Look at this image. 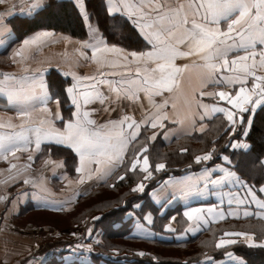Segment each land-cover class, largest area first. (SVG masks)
Masks as SVG:
<instances>
[{
	"label": "crops",
	"instance_id": "1",
	"mask_svg": "<svg viewBox=\"0 0 264 264\" xmlns=\"http://www.w3.org/2000/svg\"><path fill=\"white\" fill-rule=\"evenodd\" d=\"M104 2L106 3V0H104ZM169 2L173 4L179 2L186 3L187 0H169ZM21 7H24V5L20 6V8ZM3 19L4 16L0 17V25H2V27H0V36H4L8 32L11 33V36L5 44L0 45V88L6 90L5 92H0V124L4 125V127H0V135L20 132L21 124H24L25 127L40 126L39 121L41 119H48L51 126L57 129H63V122L53 118L56 111L55 100L59 98V90L52 87L49 83L48 75L51 71L55 72L58 78L63 81L60 85V90H62L63 96L66 99L65 108L67 107L68 112L66 115L63 114L61 104L59 111L64 122H67L71 118V113L75 110L64 93L66 87L73 83L72 77L69 75L65 78L63 75L64 72L76 73L78 76H96L100 79V71H103L105 73L104 79L117 82L113 86L122 89L128 88L127 84L119 83L122 78L125 81L137 79L135 75L136 64H129V61L123 59L124 54L131 51L118 44L107 42L99 33L95 36L97 38H102L108 47L115 46L123 50L119 54L111 52L97 53L98 58L103 62L102 64H98L91 59V49H84L82 47V44L85 42H94L93 36H88L87 39H77L67 34L43 29L28 34L20 41L16 42L10 25ZM127 20L134 26L142 41L147 46L145 49L138 50L137 52L152 50V46L144 40L139 28L133 24L132 20L128 18ZM222 27L226 29V24L222 25ZM45 31L52 33V35L49 37H42L35 44L27 46L20 52L19 56L14 55V53L21 48L24 39L31 38L37 33ZM177 47L181 52L187 51L184 45H178ZM251 51L257 53L255 57L256 67L254 69L256 75H264V67H260L259 59V53L264 51V45L258 43L254 49L248 50L249 53ZM81 53L85 55L82 56ZM246 54L247 53L243 49L237 47L236 50L229 52L228 59L231 61V59L235 58L237 55L243 56ZM85 56L87 58H85ZM194 59L197 58L194 56H177L173 61L175 66L184 69L177 79L180 84V89L185 94L189 95L191 89L198 85L197 71L191 67ZM197 62L200 61L197 59ZM246 63L251 65L253 63V58L249 56ZM125 65L128 66L125 67ZM185 65H189V67L185 69ZM150 66L154 67V65ZM142 67L143 64H141V68ZM38 72L42 73L39 78L43 79L48 86L51 101L48 103L47 107L50 109L52 115L41 112V105L35 104V110L29 109V111H31V118L26 121L24 117L19 115L22 105L9 103L6 92L8 90L20 91L27 89L31 77ZM6 74L10 77L7 80H5ZM237 74L236 71L231 69L230 65L227 69L216 73L217 76H233ZM158 75L159 73H157V76ZM26 78L28 79L26 80ZM252 82L253 78L249 76L247 84L249 89H251ZM256 82L259 83V81ZM88 83H91V81H81L82 85ZM239 86L238 83L223 84L220 86L212 85L207 87L205 91H232L233 89H238ZM99 88L106 95L112 96V100L110 103L106 104L93 102L86 106V110L91 113L90 118L96 121L97 127L100 125H108L111 121H120L124 116H130L140 122L145 119L147 115L155 111L143 92L138 93L140 96L139 100L127 98L126 95H122L120 99L117 100L115 94L109 91L107 84L99 85ZM164 99L169 100L166 111L170 117L169 120L164 121L165 127L163 129H153L149 125L142 123L140 135L137 137L136 141L129 144L126 152L130 147L139 143L148 146L159 145L164 147H169L179 140H187L192 143L198 142L199 144H215L227 127V122L222 115H217L212 118L206 117L203 121L197 117L195 127H193L188 120L184 119L186 108L184 106L183 97L179 92L169 93L165 91L162 96L153 97L155 103H161ZM33 103L35 102L33 101ZM173 103L176 105L175 109H173ZM203 103L210 106L213 104L217 106H227L223 101H219L218 97L215 99L204 97ZM259 107L260 106H257L256 111ZM254 113L251 111L245 113L244 124L238 125L240 128H243V136H240L241 140H239L241 143L245 141V131H248L250 128L247 120L249 117L252 118ZM178 118L184 119V122L182 124L179 122H172ZM48 126L49 125H44V127ZM201 127L204 128L203 131L200 130ZM124 129L127 131V123L124 125ZM109 130L110 127L104 129L105 132ZM116 130H119V126ZM154 132L157 134V138L151 141L149 137H151ZM165 132L169 133L167 137H165ZM26 135H28L31 140L30 144L25 145L23 141H21L18 145L21 150L15 152L14 155L7 152L0 154V177L6 176L8 178L6 182L0 184V191L2 190L5 192H3V194H7L3 199L7 202L8 208H6L8 221H1L0 219V264H32V257V261H38L34 264H40V257L44 256L43 251L37 253L40 242H31L33 237L39 236V240L41 241L43 233H33L32 237L31 234L29 236L26 234L18 235V233L11 232L8 228L2 226H7L9 223L14 224V221L21 217L20 212L24 211H26L24 214L50 213L62 215L64 208H73L78 200L88 197L99 185L107 182L114 176L122 165V163L118 161L115 162L111 174L103 178L100 177V174L95 172V165H90L89 167L92 169V173L91 178H89L88 172L77 173L75 171L79 164V158L71 149L63 145H58L55 142L49 143L45 140L41 143L40 149L37 150L35 135L33 133H27ZM125 155L126 153L124 154V159ZM30 156L32 157L31 160H29ZM253 159H255V156L251 153L240 155V158H236V160L239 161V169H241L242 172L249 173L253 166L256 165V167H259L258 161L252 163ZM47 163L53 164L48 168ZM246 163H249L248 168L245 167ZM217 164L223 165V160L221 159L219 162H215L214 165H209L204 162L202 166L196 169H188L177 174L166 175L165 179L148 190L145 200L139 204L141 207L133 209L132 216L130 213L126 215V220L123 221L128 225L127 230L121 231L119 228L116 230V225H122L121 220L120 223L111 225L110 229L112 233L107 235L104 239L131 241L140 245L150 246L159 244L177 245L175 248L205 241L206 248H214L211 253L217 249L215 244L222 238L235 239L239 242H243V237H225V232H245L253 234L257 241H264V219L255 215L256 213H264V209H260L257 204L252 201L251 196L245 197L246 189L239 188V186L233 182H229L227 187L223 185L205 186V181L200 180L199 183H197L196 180L193 179L195 177H201L203 175V169L206 166L212 167ZM13 165L15 167H13ZM228 167L235 171L242 181H245L241 178L242 176L239 175L238 170H235V167ZM251 175L253 176V181H250L251 183L245 182L253 188L256 199L264 201V192L259 191L261 187H264V168H254V174ZM67 176L71 177V179L65 180L64 177ZM82 176L83 182H81ZM256 178L257 180L255 181ZM25 179L29 180L28 184L24 183ZM165 180L170 181L167 186L163 184ZM78 185H80V187H78ZM188 186H191L190 190L184 192L179 191L180 188L183 187L187 189ZM161 190H163L162 196L161 199L158 200L155 193L161 192ZM78 191L79 193H77ZM169 192L176 194L175 199H172L170 203L166 202L167 193ZM237 193H239L240 198L245 199V203L237 205L235 200H233V203L230 205L228 200ZM4 201H2L1 206H4ZM191 208L205 209L200 215L207 219L208 222L205 224L201 221L199 225H197L195 221H188L183 213ZM208 208H213L214 212L208 213L206 211ZM245 211L251 212L253 215L246 217L244 216ZM216 212L225 213V218L221 219L219 216L215 215ZM229 212L233 213V215H228ZM3 213L5 219V210ZM145 217H148L152 222L149 223L148 219H145ZM173 217L175 219H172ZM239 224H245V227H248V229L239 228V226H237ZM37 226L39 227V225ZM37 226L35 225V227ZM167 226H170L174 231H167ZM228 226L230 227L228 228ZM197 228L198 230H196ZM116 231L121 233L115 234ZM194 232L195 234H193ZM144 252V250L139 249L135 253L139 256H143L139 253L144 254ZM47 264L55 263L49 262ZM201 264H209V261L204 259ZM210 264H244V261L234 253L231 258L225 253L221 255L220 258L211 259Z\"/></svg>",
	"mask_w": 264,
	"mask_h": 264
},
{
	"label": "snow or ice",
	"instance_id": "2",
	"mask_svg": "<svg viewBox=\"0 0 264 264\" xmlns=\"http://www.w3.org/2000/svg\"><path fill=\"white\" fill-rule=\"evenodd\" d=\"M5 0H0L4 3ZM24 9L29 15H38L41 11H47L52 7L51 3H46L45 0H23ZM76 7L81 13L85 21H89L90 17L87 15V6L85 0H77ZM22 9V12L24 11ZM105 11L109 17L115 19L117 16H126L132 20L133 24L139 28L141 35L152 50L146 52L131 51L124 54L123 59L129 61V64H136L135 75L137 79H129L125 81L123 78L120 84H127V89L114 87L117 82L104 79L105 73L100 71V79L96 76H78L76 73L64 72L63 75L67 78L72 77L73 83L64 90L67 100L75 109L71 113V118L63 121L60 115L61 100H55L56 111L53 115L54 119L63 122V129H57L51 126L48 119H41L40 126L25 127L20 125L21 131L18 133L0 135V154L5 152L14 155L15 152L20 151L18 146L21 141L25 145L30 144L27 133L35 135L36 149L39 150L41 143L47 141L49 143L55 142L58 145H63L71 149L79 158V164L75 171L77 173L88 172L91 178L92 169L90 165H95V172L100 174L103 178L111 174L114 163H124V154L130 143L137 140L140 135L141 124L149 125L151 128L165 127L164 121L169 120L170 117L166 111L169 103L168 99H164L161 103H155L153 97L162 96L165 91L169 93L179 92L183 97L184 106L186 108V115L184 119L188 120L190 124L195 127L196 119L199 117L203 121L206 117L212 118L217 115H222L227 122L225 129L226 135L235 136L237 126L243 125L245 122V113L256 111L257 106L264 105V75H256L254 69L256 67L255 51L248 52L249 49H254L259 43L264 45V0H187V2H179L173 4L169 0H106ZM226 24V29L222 25ZM2 27V25H0ZM94 42H85L82 44L84 49H91V59L98 64L103 62L98 58L99 52L121 53L123 50L115 46L108 47L102 38L95 36V29L91 28ZM52 33L40 32L35 36L24 39L21 48L17 50L14 55L19 56L27 46L35 44L42 37H49ZM11 33L8 32L4 36H0V45L6 43L10 39ZM178 45H184L187 51H179ZM239 47L243 49L246 55H237L229 61L228 54ZM84 56V53H81ZM177 56L189 57L194 56L191 65L197 71L198 85L191 89V93L185 94L180 89V84L177 77L184 71L174 65L173 61ZM249 56L253 58V63L249 65L246 61ZM85 58H87L85 56ZM260 67H264V51L259 53ZM141 64L143 67L141 68ZM154 65V67L150 66ZM231 66V69L238 74L233 76H217L216 73L223 71ZM128 65H125L127 67ZM189 65H185V69ZM157 73L159 75L157 76ZM115 74V73H113ZM42 73H37L28 84L27 89L20 91L8 90L6 92L9 103L22 105L19 115L25 120L31 118V111L35 110V104H40V111L52 115L50 109L47 107L51 101V96L48 91V86L43 79L39 77ZM253 78L251 89L247 87L248 77ZM10 77L6 74L5 80ZM28 78H26L27 80ZM81 81H91L88 84H81ZM256 81H259L257 83ZM240 86L238 89L232 91L219 90L215 92L205 91L209 86H220L223 84H236ZM107 84L109 91L115 94L117 100L122 95L133 100H139V92H143L149 99L154 112L150 113L138 122L130 116H124L120 121H111L108 125H100L97 127L96 121L91 119L90 111L86 110V106L93 102L100 104L110 103L112 96L106 95L100 90L99 85ZM4 88H0V92H5ZM234 93V94H233ZM204 97L217 98L223 101L227 106H217L215 104L208 105L203 103ZM33 101L35 103H33ZM173 109L176 108L173 103ZM184 119H177L173 123H183ZM127 123V131L124 125ZM248 125L252 124V118L247 120ZM44 125H49L44 127ZM119 130L117 131V127ZM0 127L4 125L0 124ZM108 132L104 129L109 128ZM204 130L203 127L200 129ZM245 136L247 131H245ZM169 133L165 132V137ZM157 134L154 132L149 140L154 141ZM231 149H248L249 145L246 143L229 141ZM186 152L187 149H182ZM148 153V145H143L136 153L135 158L132 159L130 167L127 171L143 173V179L131 189L133 193H144L146 185L144 181L153 178L154 172L159 173L167 170V165L164 162L155 163L154 170L150 163ZM215 153V147L205 152L203 155H196L194 161L196 164L202 162L212 161ZM142 158V163L140 162ZM32 157H29L31 160ZM223 165H215L212 167H205L201 177L193 179L199 183L200 180L206 182V185H223L228 186L229 182H233L239 188L246 189L245 197L251 196L252 201L257 204L260 209H264V201L256 199L253 188L233 171L229 165L231 160L228 156L221 157ZM264 166V161H261ZM13 167H15L13 165ZM191 167V165H189ZM125 175L118 177V180L123 181ZM83 182V176L81 177ZM25 184L29 180H24ZM170 183L169 180L163 181L165 186ZM188 188H180L179 191L184 192L190 190ZM264 192V187L259 189ZM163 190L155 193L158 200L161 199ZM175 193H167L166 202L170 203L175 199ZM3 199V197H0ZM233 200L237 205L245 203L244 198L239 197V193L232 196L228 203L231 205ZM139 204L134 208H140ZM205 209L191 208L183 213L188 221H195L197 225L201 221L205 224L208 222L201 213ZM208 213H213V208L206 209ZM215 215L221 219L225 218V213L216 212ZM228 215H233L229 212ZM253 213L245 211L244 216H251ZM259 218L264 219V213H256ZM98 219V218H97ZM148 219V217H145ZM172 219H175L174 217ZM148 222L152 221L148 219ZM167 231H174L170 226L166 227ZM198 230V228L196 229ZM195 234V232L193 233ZM225 237H243V242L248 247L264 248V241H257L253 234L245 232H225ZM235 239H220L216 242L217 249L226 248L228 245L236 244ZM143 255V253H139ZM226 255L231 258L233 253L226 252ZM211 257L207 260L211 261Z\"/></svg>",
	"mask_w": 264,
	"mask_h": 264
},
{
	"label": "rangeland",
	"instance_id": "3",
	"mask_svg": "<svg viewBox=\"0 0 264 264\" xmlns=\"http://www.w3.org/2000/svg\"><path fill=\"white\" fill-rule=\"evenodd\" d=\"M69 1H71L76 7L77 0ZM23 5V0H5L4 3H0V17L4 16V18H8L14 15L31 17L32 15L27 14V11L24 9V7H21L24 9L22 12L20 6ZM76 9L78 10L77 7ZM83 21L87 28L86 39L88 36H93L89 25H91L92 29L96 30L95 35L99 33L92 21H85L84 19ZM242 132L243 128L237 126L235 136L224 134V136L216 142L217 144H212V146H207V143H192L187 140H179L169 147L153 145V147L150 149V146H148L147 154L150 157V163L153 166V170L155 163L164 162L166 165L167 163L169 164V162H166L162 157L163 152H178L177 158L179 160L176 158L175 163H183L184 165L174 169L168 167V165L166 171L159 173L154 172L152 179L144 181L146 188L154 182L159 183L165 179L166 175L161 176V174L164 172H168L167 174H172V171L179 173L188 169H196L202 166L204 162L196 164L194 157L196 155H203L213 147H215L213 160L206 162V164L214 165L215 162H219L221 160V157L228 156L231 160V165L229 166L233 168V160L238 157L240 158V155H242L241 152L246 151L247 149L233 150L229 145V141L234 140L239 142L243 136ZM243 143L249 145L246 140L243 141ZM142 146V143L133 145L129 151H127L128 154L126 155V162L123 164L124 167L122 166L116 176H112L105 184L99 185V187L96 188L94 192L88 197L78 200L73 208H64L62 215H54L50 213L24 214L26 212L24 211L20 212L21 217L14 221L16 224L9 223L7 226L2 227L8 228V230L11 232L18 233V235L26 234L29 236L31 234V237L33 236V233H43L41 241L39 240V235V237H33L31 240L32 243L33 241L40 242L37 253L39 251L44 252V256L40 257V264H47L49 262L55 264H131L129 262H134L135 260H141L144 262L146 260L144 257L149 256L148 258H150L153 254L160 255L163 259L170 258L174 264L179 262L182 264H201L202 261H204V259L206 260L208 257H211L212 259L220 258V256L215 257L213 253H211L214 248H206L205 241L195 242L191 243V245L175 248L177 245L171 246L159 244L150 246L140 245L131 241L110 239L105 241L103 239V237H106L112 233V230L110 229L111 225H116L120 223L121 220L122 225H116V230H118V228L121 231L127 230L128 225L123 220H126L125 217L128 213H130L132 216V212L134 211L133 209H135L134 206L140 204L146 198V196L143 197L144 194H146L145 192L131 193V189L135 187L137 183L141 182L144 174L139 172L138 169L136 172L127 171V169L130 167L132 159L135 158V153ZM182 149H187L186 153L182 152ZM140 162L142 163V158ZM52 164L53 163H47V167L49 168ZM189 165H191V167H189ZM251 174H254L252 170H250L247 175ZM121 175H125V179L121 181L120 184L126 187L127 191L125 188L122 196L121 194L118 196L116 192L109 190V187L115 182L119 181L118 177ZM64 179H71V177L67 176L64 177ZM7 180L8 178L6 176L0 177V184L6 182ZM78 187H80V185H78ZM129 187L130 189H128ZM3 192L4 191L2 190L0 191V197L4 198L7 196V194H3ZM77 193H79V191ZM2 201H4V199H0V219L1 221H8L6 216L7 202L4 201V206H1ZM2 209L3 211L5 210V219ZM35 225H39V227H35ZM237 226H239L241 229H248V227H245V224H239ZM229 227L230 226H228V228ZM117 233L121 232L116 231L115 234ZM237 245H243L249 249L259 248L248 247L245 243L237 241L236 244L228 245L226 248H222L220 252H222V255L226 252H231L242 259V257L236 254V252L232 249V247ZM139 249L145 251L143 256H139L135 253ZM32 260L33 257L31 258L32 264L38 262Z\"/></svg>",
	"mask_w": 264,
	"mask_h": 264
},
{
	"label": "trees",
	"instance_id": "4",
	"mask_svg": "<svg viewBox=\"0 0 264 264\" xmlns=\"http://www.w3.org/2000/svg\"><path fill=\"white\" fill-rule=\"evenodd\" d=\"M46 3H51L52 7L47 9V11H41L38 15H32L31 17L27 16H12L4 18L5 22L10 25L14 38L16 42L20 41L24 36L31 34L38 30H52L56 33L67 34L71 37L77 39H86L87 28L84 25V21L75 5L69 0H46ZM87 6V14L90 17V21L94 23L97 31L100 35L109 43L118 44L130 51H138L145 49L147 46L142 41L141 37L135 30L134 26L124 17L117 16L115 19L109 17L105 11L104 0H85ZM49 83L52 87L58 89L59 99L61 100V106L63 114L66 115L68 112L67 107L65 108L66 102L65 97L63 96L62 90H60V85L63 83L53 71L48 75ZM225 134V131L222 135L219 136L221 139ZM244 140L249 143V148L247 151H242V154L251 153L255 156V159L248 160L252 163H259V167L253 166L251 170L254 172V168H264L261 164V161H264V105L260 106L257 111L253 114L252 124L247 131V135L244 136ZM207 142V141H206ZM206 145V144H205ZM207 146H212V144L207 143ZM153 146H150V149ZM131 148V147H130ZM129 151V150H128ZM178 153V152H177ZM177 153L174 151L163 152L162 157L165 159L167 166L170 168L182 167L183 163H175L177 158ZM239 153V154H241ZM128 152L126 153V155ZM126 155L124 162H126ZM178 159V158H177ZM179 160V159H178ZM239 161L236 159L233 160V167L235 170H238V173L241 178L245 181L250 182L252 180V175H247L248 172H242L238 167ZM124 163L120 166L119 170L116 172L115 176L119 173ZM254 165V164H253ZM249 163L245 164V167L248 168ZM124 167V166H123ZM243 169V168H242ZM170 171V170H169ZM249 171V170H248ZM172 171V174H177L178 172ZM168 172H164L161 176L168 175ZM257 178L255 179V181ZM120 180L115 182L109 187V190L116 192L118 196H122L125 191L123 185L120 184ZM104 182L103 184H105ZM157 183V182H156ZM155 182L150 184L146 189L145 193L149 189L155 186ZM251 183V182H250ZM257 183V182H252ZM102 184V185H103ZM131 187V186H130ZM130 187L128 189H130ZM120 188V189H118ZM124 188V189H122ZM127 191V188H126ZM129 191V190H128ZM130 192V191H129ZM132 193V191H131ZM144 194L143 197H145ZM105 237H103L104 239ZM104 240H107L104 239ZM233 251L236 252L239 256L242 257L244 264H264V248H246L243 245H237L232 247ZM221 249L214 250L213 255L215 257L221 256ZM132 251V250H131ZM151 256V255H150ZM146 256V260L142 262L141 260L130 261L131 264H174L170 258L163 259L160 255L153 254L150 258ZM169 259V260H167ZM178 262V261H177ZM176 264H182L181 262Z\"/></svg>",
	"mask_w": 264,
	"mask_h": 264
}]
</instances>
